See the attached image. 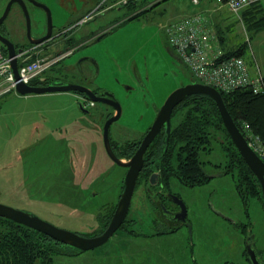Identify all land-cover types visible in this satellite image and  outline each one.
<instances>
[{
	"label": "rangeland",
	"instance_id": "rangeland-1",
	"mask_svg": "<svg viewBox=\"0 0 264 264\" xmlns=\"http://www.w3.org/2000/svg\"><path fill=\"white\" fill-rule=\"evenodd\" d=\"M8 1L0 0V14ZM37 1L50 8L53 29L57 33L74 25L76 19L104 0ZM113 1L117 4L119 0ZM120 5L121 10L107 15L101 9L96 10L94 18L75 27V40L80 47L63 62L74 66L85 56L93 55L97 80L117 92L125 108L123 117L133 110L144 112L141 106L145 101L152 107L154 102L160 104L176 88L193 80L200 82L184 62L173 63L164 55V50L172 46L163 30L168 22L200 7L213 9L211 17L215 27L223 26L224 50L245 44V56L255 59L264 69V26H250L243 16L244 10L239 15L216 0H201L199 6L191 0H164L158 7L163 12L160 16L151 12L140 20H123L136 8ZM260 8L263 13L264 0L260 2ZM28 10L33 34L44 31L46 12L33 4ZM112 16L119 19L113 31L101 40H89V32L106 24ZM158 20L164 22L162 33L160 37H154ZM13 21L25 30L23 16L16 4L6 22L12 24ZM156 38H161V45ZM64 46V43L50 46L48 52L58 53ZM86 66L92 67L88 63ZM132 66L136 67L143 85L139 86L136 76L133 77ZM75 103L70 91L28 95L13 92L0 98V203L27 211L60 228L92 237L103 228L98 216L118 203L127 168L115 163L103 150L102 137L98 129L88 123L87 116L84 115L87 127L80 135L64 128V120L83 116ZM209 157L212 161L224 159L215 151ZM206 169L208 173H216L210 164ZM230 181L229 175L214 177L209 183L193 188L176 181L177 190L182 189L180 194L188 198L189 217L195 224L165 234L158 222L157 204L142 184L133 194L128 221L107 242L81 252L69 244H55L61 254L54 256V264L244 263L247 234L239 233L237 226L216 216L212 204L221 205L230 215L251 223L252 228L248 231L253 229L258 247L264 246V209L255 200L249 205L248 217L246 208L227 187ZM198 214L202 218L197 222ZM224 228H233L237 232L230 234L223 231ZM233 238H237L236 241Z\"/></svg>",
	"mask_w": 264,
	"mask_h": 264
},
{
	"label": "flooded vegetation",
	"instance_id": "flooded-vegetation-1",
	"mask_svg": "<svg viewBox=\"0 0 264 264\" xmlns=\"http://www.w3.org/2000/svg\"><path fill=\"white\" fill-rule=\"evenodd\" d=\"M105 1H108L109 3L108 4L106 3L107 5H105ZM25 2H26L27 7H29V5L31 4L35 5L29 0H25ZM14 4L17 5L18 9L20 10L23 16L24 23H25V30L23 31L21 28V25L18 26V24H16L14 21L12 22V24H10V22L8 23L6 22L10 14L9 12L6 19L0 24V34L5 39H8L9 41L13 42L16 48V52L23 48L30 47V46H36L39 49L48 51L49 50L48 48L50 46L57 47V45H61L62 43L66 45L64 46L65 48L60 49L58 53H53L56 56H58V58L52 65L49 72L43 75L39 79L38 82L33 83V85L62 86V85L74 83V84L85 86L87 89L93 92L97 97L103 98V101H93L90 99L89 95L86 92L74 91V90L70 91L75 97V102H76L75 108L77 109V111H80L83 114V116L80 115L78 117L77 116L74 117V119L70 118L68 120H64L65 121L64 128L72 134L80 135L83 128L87 127V118L85 117L87 116L88 123L92 125L91 127L93 128L96 127L98 129L102 137V141L104 145L103 150L107 153L105 144H104V138H103L104 125L108 119H110L112 116L117 115L119 113V109L116 105L120 104L121 114L119 118L115 120L114 122H112L109 127L110 144H111L112 150L117 156L124 155L126 157L124 159L129 160L140 149L144 138L146 137L148 132L151 130L152 125L159 113V110L161 109L166 99L161 101L160 104H158L157 102H154L152 107H150V102L145 101L144 104L141 106L143 107L144 112L138 113L136 112V110H133L131 112H128V114H126V116L123 117V115L125 114V108L117 92L114 91L112 88H110V85L104 84V82H98L97 80V73L95 71L96 58L93 55L85 56L81 62L75 63L74 66L67 65L63 62L65 58L73 55L75 48L80 47L76 43V40H75V35H74L75 27H77L80 24L85 23L86 21H88L89 18L93 17V14L96 10L101 9L103 14L107 15L110 13H115V11L118 12L119 10H121L122 5L115 4L113 0H104L102 2H98L95 8L87 11L86 14H83L81 17H79V19H76V22L74 23V25L70 27H65L64 29L60 30L57 33H55L53 29L52 36L48 40H45L44 42L39 43V44H32L27 34L26 17H25L23 8L19 3H14ZM36 6L43 9L42 7L38 5ZM158 7H159V4H156V3L150 6H146V7L145 6L135 7L136 8L135 11L130 16L125 17L123 20H127V19L140 20V18H142L143 16L151 12H154L157 16H160V14H162L163 12L159 10ZM3 12L0 14V17L2 16ZM46 19H47V13H46ZM117 22H119V19H116V17L112 16L107 21L106 24L102 26H98L97 28H94L93 30H91V32H89V34L87 35L88 39L89 40L92 39L95 41L103 39L104 37H106L113 31V28L115 27ZM163 23L164 22L160 20L157 21L158 28H156V32H155L156 36L154 37L161 36ZM47 24L48 23H46V27L44 31L39 32L38 34H33L32 22H31L32 38H41L45 36L48 32ZM99 37L101 38L98 39ZM156 39H157L156 41H158L159 44L161 45V38H156ZM24 41H26L27 44L24 43ZM2 46L7 51V46L3 43H2ZM164 55L167 57H170V60L173 63H176L178 61L183 62L182 59L177 56L176 50L172 47L171 48L168 47V49L166 48V50H164ZM87 63L90 64L92 67L86 66ZM132 70L135 71V72H132V75L133 77L136 76L135 78L138 81L139 86L143 85L144 83L141 81L138 73L136 72L137 71L136 67L132 66ZM57 92H66V91H57ZM48 93H53V92H48ZM181 102L174 108V110L178 106H180ZM81 105H82V108H81ZM174 110L172 112V117H171V128L173 126L172 120H173ZM141 115H144V116H141ZM121 137L124 138L125 140L118 141V139ZM168 143H169V134L167 132V124L164 123L161 126L158 134L149 143V145L147 146L143 154V157H144L143 165L140 170L139 177L137 179L136 187L142 184L145 187H147L148 192L151 193L150 195L151 200L155 201L157 204L156 208H157L158 217H159L158 222H159V225L161 226V229H162L161 231L171 233V232L179 231L180 228H182L183 226H188V224L193 225L195 224V221H192V218L189 217L188 198H185L180 194V191L182 189L177 190V187H176L177 184L175 182L177 181L178 183L182 184L180 180H178L174 176H171L169 179H166L167 178L166 172L169 170L170 167H169V161L166 160V157L164 158L163 151L166 153V150L168 148ZM205 168H206V165H205ZM215 169H216L215 171L216 173L214 174H218L216 177H222V176L229 175L225 173L224 169H221V168H218V169L215 168ZM206 171H207V175L211 174V173H208L207 169ZM146 172H150L149 175L147 176V179L142 178V175ZM153 174L154 176L152 177ZM213 178H210L209 182ZM239 183L240 182L235 183L233 181L232 182L230 181L228 182L227 187L233 193H235L238 199L240 200V197L238 196V189L236 187V185ZM176 198L182 199L187 206V215H186L185 221L178 220L179 216L181 215L182 209ZM212 205H213V208L211 209L214 212V214H216V216L223 219L224 221H227L228 223L230 222L233 225L237 226L238 232L241 231L243 233V231L246 229V226H245L246 222H244L240 217L236 218L233 215H230L228 212L225 211V209H223V206L221 205L217 206L214 204ZM230 207L231 206H229V208ZM201 218H202L201 214H198L196 216V221L198 220L200 221ZM154 221L157 222V219L155 218ZM217 225L221 227L219 224ZM244 226H245V229H244ZM223 231H227L229 233L231 231L237 232V230H233V228L232 229L224 228ZM201 235L204 236L205 234L202 232ZM245 235H246V232H245ZM236 239L233 238V240L235 241ZM255 247L257 250L258 260L264 264V246L258 247L256 246V242H255ZM243 253L245 255L246 261L241 264H252V262L250 261L246 253V248L244 249Z\"/></svg>",
	"mask_w": 264,
	"mask_h": 264
},
{
	"label": "trees",
	"instance_id": "trees-1",
	"mask_svg": "<svg viewBox=\"0 0 264 264\" xmlns=\"http://www.w3.org/2000/svg\"><path fill=\"white\" fill-rule=\"evenodd\" d=\"M162 1L164 0H158L155 3L160 4ZM141 4L129 3L126 6L138 7ZM261 11L260 3H257L246 8L243 16L244 18L246 16L250 26L263 27L264 12ZM216 29L222 43L224 41L223 26L218 24ZM4 51L7 52L5 49ZM225 53L244 56L245 44L225 50ZM38 81L39 79H36L32 84ZM221 93L225 105L240 130L244 131V125L248 123L251 130L264 140V91L255 93L251 88L243 87L230 92L221 91ZM172 125L168 148L166 153L163 151L164 158L166 157L169 161L170 167L166 172V179L174 176L183 185L191 188L205 185L210 180L205 165L210 164L214 168L224 169L233 182L241 183L236 187L248 217H250L251 202L258 200L264 209L260 181L235 146L223 123L217 104L210 96L192 94L186 97L174 110ZM214 151L224 159L212 161L209 156ZM119 157L126 158L124 155ZM149 173H144L142 178L147 179ZM116 206L117 203L106 213L98 216L103 226L100 233L108 226ZM134 220L131 218L132 222ZM127 221L128 217L124 223ZM245 226L244 232L247 234L252 224L246 223ZM165 233L169 232H162V234ZM59 243L61 242L44 233L0 216V264H54V256L61 254L54 246ZM78 251L81 252L79 249Z\"/></svg>",
	"mask_w": 264,
	"mask_h": 264
},
{
	"label": "water",
	"instance_id": "water-1",
	"mask_svg": "<svg viewBox=\"0 0 264 264\" xmlns=\"http://www.w3.org/2000/svg\"><path fill=\"white\" fill-rule=\"evenodd\" d=\"M29 1H31L35 5L42 7L47 13L48 32L45 36L41 38H32L31 16L25 0H9L2 16L0 17V24L8 16L12 8V5L14 3H19L23 8L26 17L27 34L30 38V41L32 44H39L44 42L45 40H48L52 36L53 28H54L52 14L50 8L46 4L38 2L37 0H29ZM100 38L101 37H99L98 39ZM0 41L7 46L8 55L10 57H14L16 54V48L13 42L9 41L8 39H5L3 36H1V34H0ZM12 65L14 72L17 74L18 65H17V60L15 58H13L12 60ZM72 90L86 92L89 95L90 99L93 101H103V98L97 97L93 92H91L85 86L74 83L62 85V86H57V85L36 86L33 84H25L22 82H18L16 86L17 93L21 95H28L32 93L41 94V93L57 92V91H72ZM192 94H205L210 96L216 102L223 123L230 137L232 138L235 146L239 150L241 156L244 158L245 162L250 167L252 172L256 175V177L260 181L262 187L263 200H264V160L249 146L243 132L236 125L227 106L225 105L221 91H219L217 88L211 85L202 82H191L176 88L168 95L164 104L159 110V113L152 125L151 130L144 138L140 149L129 160H125L124 158H120L119 156H117L112 150L110 144L109 127L111 123L117 120L121 114L120 104L116 105L119 109V113L117 115L112 116L110 119L106 121L104 125V133H103L106 151L109 157L115 163H117L120 166L127 167L128 170L124 177L123 189L120 194L116 209L110 219L108 226L105 228V230L102 233L92 237H85L76 232L55 226L54 224L44 219H41L40 217L31 214L27 211L3 203H0V216L11 219L15 222H18L30 228H33L61 243L74 246L81 251L89 250L104 244L122 226V224L125 222L128 216L131 200L137 185V179L139 177V173L143 165V160H144L143 154L147 146L158 134L161 126L164 123L167 124L168 134L170 133L171 117L174 108L186 97ZM217 175L218 174H209L208 176L210 178H213L216 177ZM153 176L154 174L152 175V177ZM176 199L178 200L182 209L181 215L179 216L178 220L185 221L187 215V206L182 199L179 198ZM188 226L190 227V224H188ZM255 242H256L255 234L248 231L245 238L246 253L252 264H263L258 260Z\"/></svg>",
	"mask_w": 264,
	"mask_h": 264
},
{
	"label": "built area",
	"instance_id": "built-area-1",
	"mask_svg": "<svg viewBox=\"0 0 264 264\" xmlns=\"http://www.w3.org/2000/svg\"><path fill=\"white\" fill-rule=\"evenodd\" d=\"M230 11L241 14L243 10L263 0H216ZM199 6L201 0H191ZM152 5L151 0H119L117 4ZM213 9L202 8L190 12L180 19L164 25L170 45L176 50L182 61L190 68L200 82L211 85L219 91L230 92L249 87L255 93L264 91V71L253 58L245 55H226L212 21ZM17 60V74L13 70L12 60ZM58 56L48 51L30 46L10 57L4 51L0 41V98L9 93H17L18 82L32 84L51 69ZM252 61V62H250ZM243 134L249 146L264 160V140L244 125Z\"/></svg>",
	"mask_w": 264,
	"mask_h": 264
},
{
	"label": "crops",
	"instance_id": "crops-1",
	"mask_svg": "<svg viewBox=\"0 0 264 264\" xmlns=\"http://www.w3.org/2000/svg\"><path fill=\"white\" fill-rule=\"evenodd\" d=\"M151 1H152V2H154V1L156 2V1H158V0H151ZM204 1H206V0H204ZM155 2H154V3H155ZM197 222H198V221H197ZM198 225H199V224H198ZM175 232H178V231H175ZM239 233H242V232L240 231Z\"/></svg>",
	"mask_w": 264,
	"mask_h": 264
},
{
	"label": "bare ground",
	"instance_id": "bare-ground-1",
	"mask_svg": "<svg viewBox=\"0 0 264 264\" xmlns=\"http://www.w3.org/2000/svg\"><path fill=\"white\" fill-rule=\"evenodd\" d=\"M155 2V1H154ZM154 2L152 4H154Z\"/></svg>",
	"mask_w": 264,
	"mask_h": 264
}]
</instances>
